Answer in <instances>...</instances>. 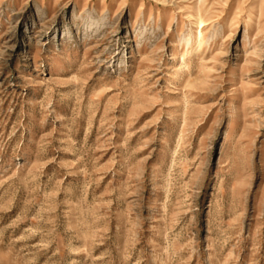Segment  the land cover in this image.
<instances>
[{"label":"rangeland","instance_id":"374dc122","mask_svg":"<svg viewBox=\"0 0 264 264\" xmlns=\"http://www.w3.org/2000/svg\"><path fill=\"white\" fill-rule=\"evenodd\" d=\"M195 3L0 0V264H264V0L184 105Z\"/></svg>","mask_w":264,"mask_h":264},{"label":"bare ground","instance_id":"6f19581e","mask_svg":"<svg viewBox=\"0 0 264 264\" xmlns=\"http://www.w3.org/2000/svg\"><path fill=\"white\" fill-rule=\"evenodd\" d=\"M193 9L197 13L195 17H190L192 18L191 29L194 31V35L191 37V39L185 41L184 48H186V50H184V52L178 53L176 51L177 53H174L175 59H177V55H179L180 65L179 69H177L178 72L176 73V77H179V81L185 79L182 82V87L184 89L183 97L185 98L183 99L184 105L187 103V98L185 96V93L188 90L187 88L199 85L204 82V78L207 77L208 74L205 73V68L208 66L213 68L214 64L212 63V59H215L214 57H210L207 60V57L203 55L205 52L202 51L204 44L209 43L208 40H205L204 32L206 27L210 25V22L206 21L202 14V9H204V0H197V3L194 4ZM216 44L217 42L214 40L213 46H216ZM196 60H198V65L196 66V68H194V62ZM249 69V67H246L245 69H243V71L247 72V70ZM195 73H197L198 76H194ZM191 93L192 95H194L193 92Z\"/></svg>","mask_w":264,"mask_h":264}]
</instances>
